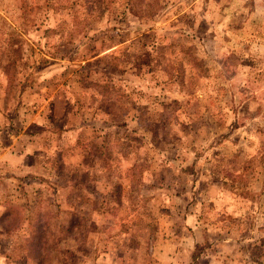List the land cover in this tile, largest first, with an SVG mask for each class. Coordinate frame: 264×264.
I'll return each mask as SVG.
<instances>
[{"label": "clouds", "instance_id": "9594fccd", "mask_svg": "<svg viewBox=\"0 0 264 264\" xmlns=\"http://www.w3.org/2000/svg\"><path fill=\"white\" fill-rule=\"evenodd\" d=\"M0 264H264V0H0Z\"/></svg>", "mask_w": 264, "mask_h": 264}, {"label": "rangeland", "instance_id": "374dc122", "mask_svg": "<svg viewBox=\"0 0 264 264\" xmlns=\"http://www.w3.org/2000/svg\"><path fill=\"white\" fill-rule=\"evenodd\" d=\"M72 75L81 76V75H83V73H80V72L71 73V74H69V78H71ZM67 86H68V83H67V81H65L61 84L55 85L54 87L66 88ZM107 162L111 163V161H107Z\"/></svg>", "mask_w": 264, "mask_h": 264}]
</instances>
